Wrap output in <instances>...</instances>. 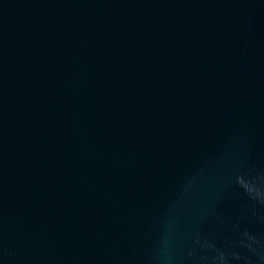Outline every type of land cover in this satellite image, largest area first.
<instances>
[{"label": "water", "instance_id": "obj_1", "mask_svg": "<svg viewBox=\"0 0 264 264\" xmlns=\"http://www.w3.org/2000/svg\"><path fill=\"white\" fill-rule=\"evenodd\" d=\"M0 264H264V0H0Z\"/></svg>", "mask_w": 264, "mask_h": 264}, {"label": "clouds", "instance_id": "obj_2", "mask_svg": "<svg viewBox=\"0 0 264 264\" xmlns=\"http://www.w3.org/2000/svg\"><path fill=\"white\" fill-rule=\"evenodd\" d=\"M220 259L223 260V255H221Z\"/></svg>", "mask_w": 264, "mask_h": 264}]
</instances>
